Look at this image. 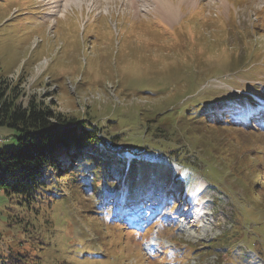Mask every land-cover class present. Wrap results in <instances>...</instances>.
Returning a JSON list of instances; mask_svg holds the SVG:
<instances>
[{
  "label": "rangeland",
  "instance_id": "374dc122",
  "mask_svg": "<svg viewBox=\"0 0 264 264\" xmlns=\"http://www.w3.org/2000/svg\"><path fill=\"white\" fill-rule=\"evenodd\" d=\"M52 1L0 0V72L12 83L21 75V100L90 120L103 138L117 135L121 155L169 162L191 181L173 201L167 185L136 200L106 188L99 206L92 189L69 183L29 204L0 190V262L264 264V113L258 129L254 117L216 129L196 108L264 102V0H170L180 9L172 23L155 0ZM184 109L198 110L194 125ZM14 134L0 124V148L16 145Z\"/></svg>",
  "mask_w": 264,
  "mask_h": 264
},
{
  "label": "trees",
  "instance_id": "16d2710c",
  "mask_svg": "<svg viewBox=\"0 0 264 264\" xmlns=\"http://www.w3.org/2000/svg\"><path fill=\"white\" fill-rule=\"evenodd\" d=\"M21 80L20 75L12 83L0 72V124L12 127L16 138L13 147L0 148V190L10 196L16 194L29 204L31 200L41 198L57 183H69L78 194L92 189L94 192L90 197L97 201L90 199L97 206L102 205L106 198L105 189L112 187L118 194L128 189L127 193L134 196L147 193L156 183L167 185L171 189L172 199L185 193L184 184L191 181L184 174L185 168L178 175L171 170L169 162L147 160L131 152L133 156L121 155L120 150H114L111 144L116 134L108 139L103 138L97 124L84 118L66 117L36 96L22 101L24 90L20 86ZM256 91L264 96L263 88ZM197 107L202 112L198 119H202L205 126L216 129V124L246 123L251 117L259 125L255 126L258 129L261 126L258 117L264 113V102L255 95L231 101H209L204 106L197 102ZM194 110H183L184 117L193 125L198 115V110ZM250 127L254 126L250 124ZM255 151L264 153L263 148H256ZM185 165L188 164H181L180 169ZM256 182L260 185L264 181L260 183L256 179ZM239 185L244 190L243 198L254 200L256 194L253 188L249 190L250 186L247 185L244 189L241 183ZM33 256L37 259L40 257L38 253ZM77 258L80 260L79 256ZM4 262L5 259L0 263ZM9 263L39 264L32 258L26 261L22 255Z\"/></svg>",
  "mask_w": 264,
  "mask_h": 264
},
{
  "label": "bare ground",
  "instance_id": "6f19581e",
  "mask_svg": "<svg viewBox=\"0 0 264 264\" xmlns=\"http://www.w3.org/2000/svg\"><path fill=\"white\" fill-rule=\"evenodd\" d=\"M57 0H53L52 2H56ZM157 2V4H159L158 7H154V10L157 11V13L161 14V17L167 21L168 23H172L173 21H175L178 18V14L180 13L179 7L178 5H176V3L174 1H170V0H155V2ZM180 2H184V3H192V1L190 0H179ZM57 6V4H56ZM135 10H138V8H135ZM146 10V9H145Z\"/></svg>",
  "mask_w": 264,
  "mask_h": 264
}]
</instances>
